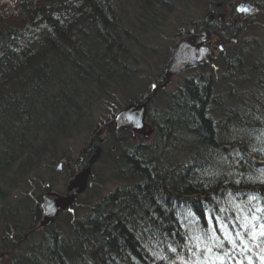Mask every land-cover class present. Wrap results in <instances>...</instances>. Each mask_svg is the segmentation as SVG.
I'll use <instances>...</instances> for the list:
<instances>
[{"label": "trees", "instance_id": "obj_1", "mask_svg": "<svg viewBox=\"0 0 264 264\" xmlns=\"http://www.w3.org/2000/svg\"><path fill=\"white\" fill-rule=\"evenodd\" d=\"M128 1L130 24L117 0H0V186L61 162L72 165L67 184L97 145L120 183L108 189L91 167L84 195L43 231L41 189L21 228L15 208L0 209L12 210L0 264L10 253L13 264H264V236H252L264 225V42L245 37L209 73L189 70L156 93L147 108L155 140L131 139L111 119L146 98L138 53L168 2ZM240 32L226 30V40ZM218 70L231 82L224 96L212 83ZM83 137L72 156L69 142Z\"/></svg>", "mask_w": 264, "mask_h": 264}, {"label": "rangeland", "instance_id": "obj_2", "mask_svg": "<svg viewBox=\"0 0 264 264\" xmlns=\"http://www.w3.org/2000/svg\"><path fill=\"white\" fill-rule=\"evenodd\" d=\"M164 1L168 2L165 9H163L162 6L158 7L159 10L155 11L153 16L151 15L152 21L148 22V25H150L152 22L154 23V31L148 35L149 40L147 42V45H145L146 50L144 49L142 52L138 53L139 62H140V67L137 68V71L138 69L140 71L139 84L143 88L146 87L145 89H143L144 90L143 95L146 97H148L147 95L150 93L149 90L152 85L160 86L164 82V80L160 79V77L162 78V71L164 68H166L164 59L166 55V50L170 45L172 44L176 45L182 40L189 41L190 35L187 32L198 24L203 14L209 11L208 9L209 7L210 10L214 9V7H216L218 10L219 8L218 4H220L222 9H227L229 2L231 3L233 2L230 11L234 12V8L238 4V2H243L242 0H229V1L164 0ZM247 1L256 9L257 12L254 15H246L249 17L246 16H245L246 18L243 17L245 19L241 18L243 24H240V21H237L234 27H231V25L229 24L233 18L229 20L227 19V20L219 21L221 25H224L223 27L225 30H227V32H229L231 29L235 28L238 25L241 28H245V26L247 27L246 30L241 29V32L239 33V35H237V38L234 39L236 41V44L232 46L235 47L237 46V44H239L240 41H243L245 37H251V36L256 37L259 41L264 42V0H247ZM262 1L263 3H261ZM117 3H119V6H121L126 13L125 16L127 17L124 20V22L126 23L127 19L129 18V24L133 23L134 17H132V14L134 13V9H132L131 7L132 3L129 2L128 0H117ZM217 12H218L217 17H218L220 15V10H218ZM238 18H236V20H238ZM138 19L139 17L137 16L135 18L136 21L134 24H136ZM179 33L180 35H178ZM204 33L206 37L211 39V45H212L210 47L211 54L213 53L214 50L213 58H216V56H218L219 54L217 46L218 44H220V42L217 41L218 34H213L215 32L211 33L210 31H206ZM213 46L216 47L215 49L212 50ZM226 48L228 51L232 50V47L229 44L226 45ZM216 72L217 73L212 78V83L218 89L222 88L220 93L221 95L224 96V91L226 93L227 85H231V82L228 79L229 77H223V74H220L219 70ZM189 75H190L189 73L183 72L178 75L170 77L169 84L167 87H164L163 92L165 94L172 92L173 89L177 87V85H179L182 82V80L186 79L187 76ZM158 91H156L155 94L158 93ZM154 134L155 133L148 136L147 139H145L143 134H141L140 139L145 141H150L152 139L151 140L152 142L153 140H155ZM103 137L104 136L102 135L98 136V140H102ZM86 141H85V137H83V139L75 138L71 142H69L68 147L70 148L71 155L77 157L78 155L77 153H79V151H81L82 148L86 147V143H87ZM61 163H62V166L60 167L61 171H56V167L60 163L54 165L53 169L50 168L40 169V167H36L38 169H32L28 177H23L20 180L17 179L16 181L13 180L12 183V179H10L12 178L11 176L10 178H8L5 186L3 187L0 186V189L3 194V200L0 199L1 200L0 209H4L3 211H7L8 206H12V208H15L16 214L13 215L14 216L13 222H17L19 226L17 228L22 227L20 223L23 221V218H25V216L28 214L27 212V210H29L28 201L32 199L34 200L37 197V193L39 192V189H41L40 193H42V195L45 194L44 191L45 184L48 183L50 185L51 193H56V194H60V196H63L64 190L67 187V184H65V179L63 178V172L66 170V168L71 167L72 165L71 163L69 164L65 162H61ZM96 165L97 166L100 165L99 167L102 168V172L106 173L108 178L105 181V184L107 185L108 189L112 190L113 187H115V185H120V183L112 181V171H108L103 166L104 161L101 158H98V160L92 167H95ZM83 195L84 194H82L80 197H82ZM90 201L94 202L95 200L94 198H92ZM27 207L28 209H26ZM2 220H5L4 224L3 222H1ZM40 221H43L42 216ZM5 224L12 225V210L11 213L2 214L0 216V234L4 233ZM43 228H45V225L41 227V223H39L38 230L43 231ZM1 253L4 252L2 251L0 252V254ZM3 255L4 256H0V258L3 257L2 259L7 260L8 259L7 254L4 253ZM10 256H11V261L9 262V264H13L15 257H13L11 253ZM15 256H17V253H15Z\"/></svg>", "mask_w": 264, "mask_h": 264}, {"label": "water", "instance_id": "obj_3", "mask_svg": "<svg viewBox=\"0 0 264 264\" xmlns=\"http://www.w3.org/2000/svg\"><path fill=\"white\" fill-rule=\"evenodd\" d=\"M235 10L242 16L246 14L254 15L257 12L251 9L248 4H239ZM219 20L221 21V18H219ZM205 44L206 41H196L193 45L189 44L188 41H181L177 46H170L165 63L166 68L162 71V79L164 82L160 86H152V92H156L167 86L170 77L192 69L205 61L207 57L210 56L209 48L203 46ZM150 99L151 98H147L143 103L134 101L113 115L111 124L114 126V129L122 130L130 134L132 138H134L136 134H143L145 139H147L151 133L150 129L147 131L145 130L147 126L145 124L147 104ZM100 133L101 130L98 134L100 135ZM98 143H102V140H99ZM100 152V147L97 146L88 161L87 167L82 169L68 182L63 196L51 193L50 185H45V194L42 196L39 206L43 217L41 226L50 225L60 211H64L71 207L78 200V196L83 194L87 189L89 186L88 178L90 176L91 167L98 160ZM61 166L62 163L56 167V171H61Z\"/></svg>", "mask_w": 264, "mask_h": 264}, {"label": "flooded vegetation", "instance_id": "obj_4", "mask_svg": "<svg viewBox=\"0 0 264 264\" xmlns=\"http://www.w3.org/2000/svg\"><path fill=\"white\" fill-rule=\"evenodd\" d=\"M224 1H229V0H224ZM242 1L243 2H248L247 0H242ZM218 5H219L218 10H220V15H221V16L219 15V18H221V20H227V19L229 20V19L233 18L232 21L229 24L232 27L235 25V23L237 21H240V24H243L242 19H245L246 17H249V16H246L245 18H243L242 16H236L232 11H230L231 7L233 5V2L232 3L229 2L227 9H222L221 5L220 4H218ZM208 9H209V11L205 12L203 14V16L201 18V21H199L196 26H194L192 29H190L187 32L190 35V37H189L190 40L189 41L191 42L192 40L193 41L200 40L202 35H203V33L206 32V31H210L211 33L215 32L213 34H218L217 41L220 42V44H218V46H217L218 51H219V47H221V51H219V53L222 52V54H223L227 50L226 45L229 44L230 46H232L234 44L231 42V40H226L227 39L226 36H228V35L225 33L226 30L223 27L224 25L219 24V26H215V24L213 23V16H210V7ZM236 18H238V20H236ZM204 37L207 38V40H204V41H206L205 46L209 48L210 56H211L210 58H208L209 60L208 59L207 60H208V62L209 61L210 62L214 61L216 58H213V54H214V50L213 49H215L216 46L212 47L213 53L211 54V49H210V47L212 46L211 45V39L206 37V36H204ZM219 55L220 54H218V56H216V57H219ZM166 59H167V54L165 55V59H164L165 62H166ZM208 62H207V64H208ZM197 68H203L202 70H204L205 72H208V73L210 72V68H207V65H206L205 61L201 65L197 66L196 69Z\"/></svg>", "mask_w": 264, "mask_h": 264}, {"label": "snow or ice", "instance_id": "obj_5", "mask_svg": "<svg viewBox=\"0 0 264 264\" xmlns=\"http://www.w3.org/2000/svg\"><path fill=\"white\" fill-rule=\"evenodd\" d=\"M238 235H239V234H238ZM257 235H259V236H264V225L261 226V231H260V232H258V233L253 232V233H252L253 238H255ZM209 251H211V249H209Z\"/></svg>", "mask_w": 264, "mask_h": 264}, {"label": "bare ground", "instance_id": "obj_6", "mask_svg": "<svg viewBox=\"0 0 264 264\" xmlns=\"http://www.w3.org/2000/svg\"><path fill=\"white\" fill-rule=\"evenodd\" d=\"M214 9H217V8L214 7ZM214 9H212V10H214ZM210 11H211V10H210ZM210 16H213V15H211V13H210ZM200 20H201V19H200ZM200 20H199V21H200ZM96 246H98V245L92 246V247H90V248H89L88 246H87V247L90 249V250H89L90 252H93V251H96V249H97ZM85 249H86V246H85ZM159 264H162V263L159 262ZM163 264H164V263H163ZM167 264H170V263H167Z\"/></svg>", "mask_w": 264, "mask_h": 264}]
</instances>
